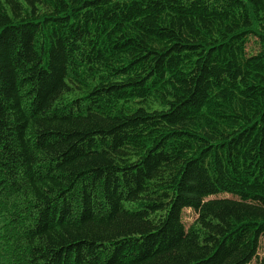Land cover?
<instances>
[{
  "label": "trees",
  "instance_id": "1",
  "mask_svg": "<svg viewBox=\"0 0 264 264\" xmlns=\"http://www.w3.org/2000/svg\"><path fill=\"white\" fill-rule=\"evenodd\" d=\"M263 239L264 0H0V264H264Z\"/></svg>",
  "mask_w": 264,
  "mask_h": 264
},
{
  "label": "rangeland",
  "instance_id": "2",
  "mask_svg": "<svg viewBox=\"0 0 264 264\" xmlns=\"http://www.w3.org/2000/svg\"><path fill=\"white\" fill-rule=\"evenodd\" d=\"M255 40H256L255 38H251V40L249 41L250 50H253L254 48L259 47V45L255 42ZM224 196H230V195L226 194V193L213 195V197H224ZM196 216H197L196 212L192 209H186L184 211L183 219H184V222H185L187 227L190 226V224L197 218ZM263 254H264V239L262 240L261 249L259 251L260 256H258V257H261ZM257 259L258 258H255L249 264H257V262H258Z\"/></svg>",
  "mask_w": 264,
  "mask_h": 264
}]
</instances>
